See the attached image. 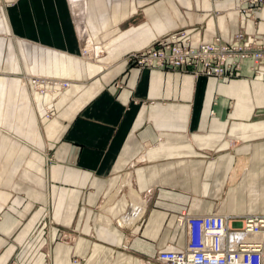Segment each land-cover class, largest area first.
<instances>
[{"label":"crops","instance_id":"0c3cea01","mask_svg":"<svg viewBox=\"0 0 264 264\" xmlns=\"http://www.w3.org/2000/svg\"><path fill=\"white\" fill-rule=\"evenodd\" d=\"M80 1L83 35L79 0H0V264H146L183 247L182 212L264 215V64L217 79L125 61L175 31L264 43V0Z\"/></svg>","mask_w":264,"mask_h":264},{"label":"built area","instance_id":"2783aa9c","mask_svg":"<svg viewBox=\"0 0 264 264\" xmlns=\"http://www.w3.org/2000/svg\"><path fill=\"white\" fill-rule=\"evenodd\" d=\"M260 1L248 2L257 5ZM79 42L83 46L81 37ZM84 47L82 57L86 53ZM125 61L140 69H174L194 77L223 79L238 75L246 61L252 63L256 72L264 62V43L257 35L239 31L229 41L215 38L209 43L191 45L184 31H175L143 50L127 54ZM24 80L40 94L57 95L69 85L67 80L52 77L28 75ZM177 226L186 230L183 247L160 251L146 264H264V215L182 212Z\"/></svg>","mask_w":264,"mask_h":264},{"label":"rangeland","instance_id":"374dc122","mask_svg":"<svg viewBox=\"0 0 264 264\" xmlns=\"http://www.w3.org/2000/svg\"><path fill=\"white\" fill-rule=\"evenodd\" d=\"M248 1H250V0H248ZM81 2L82 1H80L79 0V2H78V4L76 3V5H74V6H72L71 7V9H72V12H73V14H74V17L78 20H76V26H77V30H78V33L80 34H82L83 35V28H84V25H86V22H85V10H81L80 9V6H81ZM242 2L241 3H239V9L237 8L238 7V5L236 6V9L238 10V11H241V9L243 8V6H242ZM249 7H247V8H243V10H245L246 11V9H248V8H251L252 10H253V8H254V5H252V4H250V2H249ZM84 7V6H83ZM246 12H252V11H246ZM82 27H81V26ZM87 31H88V29H87ZM81 35V36H82ZM80 36V37H81ZM234 36V35H233ZM220 39L219 37H216V39ZM232 39V38H231ZM230 39V40H231ZM220 40H222V39H220ZM85 42V44L87 43L86 41H84ZM94 56H96V53H95V55ZM264 64V63H263ZM262 64V65H263ZM184 73V72H183ZM26 76H28V75H26ZM26 76H23L22 77V79H24V77H26ZM31 76H40V75H31ZM41 77H47V76H41ZM232 77H234V76H232ZM228 78H231V77H228ZM59 79V78H58ZM223 79H226V78H223ZM26 81V80H25ZM24 81V82H25ZM42 94V93H41ZM45 94V93H44ZM47 94V93H46ZM50 95V94H49ZM53 96H56V95H53ZM46 117H51V113L48 111V110H46ZM51 161V158L49 159V162ZM248 168H251V167H248ZM248 168H246L245 170H248ZM259 182L262 184V185H264V180H259ZM244 197V196H243ZM245 200H246V198L244 197V203H245ZM250 200L251 201H253V200H255V197H250ZM257 204H259V205H264V192H263V195H262V201L261 202H259V203H257ZM250 212L249 213H227V214H237V215H245V216H247V214L248 215H255L256 214V212L253 210V209H250L249 210ZM256 215H262V214H256ZM60 239H62V240H64V241H74V239H73V237H66V236H64V235H61L60 236ZM127 244H128V241H127ZM80 260H83V258H77V259H74V261L75 262H77V261H80ZM9 264H14V262H10Z\"/></svg>","mask_w":264,"mask_h":264},{"label":"bare ground","instance_id":"6f19581e","mask_svg":"<svg viewBox=\"0 0 264 264\" xmlns=\"http://www.w3.org/2000/svg\"><path fill=\"white\" fill-rule=\"evenodd\" d=\"M80 26H81V25H80ZM81 27H82V26H81ZM83 40L87 42V43L85 44V46H87V47H85L86 53H85V56H84L85 59H87V58L91 57V50L89 49V47H91V46H93V45H91V44L89 43L87 37L84 36ZM90 59H93V58H90ZM21 81H22V80H21ZM24 81H25V80H24ZM63 91H64V90H63ZM45 94H46V93H45ZM59 94H60V93H59ZM140 204H141V203L139 202L138 199L134 198V199L132 200V207H133L135 210L133 209L132 212L128 215V218L131 220V222H134V221L136 220L137 216L139 217V215L141 214L140 212L137 211V208L140 207V206H139ZM136 213H138V214H136ZM226 214H227V213H226ZM247 215H248V214H247ZM125 246H126V245H125ZM175 249H177V248H175Z\"/></svg>","mask_w":264,"mask_h":264}]
</instances>
